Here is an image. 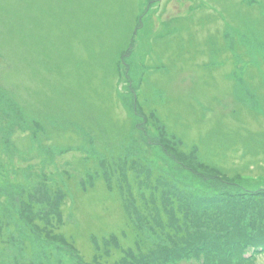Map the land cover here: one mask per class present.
<instances>
[{
    "label": "rangeland",
    "instance_id": "rangeland-1",
    "mask_svg": "<svg viewBox=\"0 0 264 264\" xmlns=\"http://www.w3.org/2000/svg\"><path fill=\"white\" fill-rule=\"evenodd\" d=\"M161 1L0 0V230L13 228L5 216L19 228L28 227L22 230L27 237L18 235L11 248H0V264L26 257L25 238L33 242L34 264H54V255L45 251V210L31 213L20 196L29 191L32 200H48L46 183L52 172L71 185L70 180L82 179L108 152V175L95 168V185L77 189L83 192L82 217L96 222L100 213L99 220L112 225L119 237L124 231L132 236L119 192L130 196L136 182L128 166L119 170L120 152L140 172L136 177L143 174L149 181L147 169L153 166L167 172L163 176L174 182L161 184L172 196L194 200L201 191L210 193L193 210L197 202L224 210L222 215L216 212L211 228L233 236L240 228L230 221L237 211L250 207V229L257 209L264 210V202L246 205L236 200L248 192H264V117L255 119L242 105L236 116L230 114L238 107L234 95L251 106L253 97L237 82L242 74L264 95V60L257 59L264 52V0ZM244 25L247 33L241 32ZM238 42L246 53L239 59L230 48ZM193 46L201 56L183 55ZM212 63L227 65L211 70ZM43 122L67 129L44 138ZM256 131L262 134L253 144L249 134ZM68 146L71 150L64 152ZM198 156L210 169L190 159ZM110 232L91 227L71 238L82 245L83 258L90 262L95 250L89 235ZM51 235V245L61 241ZM5 239L0 235V241ZM122 252L116 250L110 264ZM105 263L101 257L98 264ZM255 264H264V255Z\"/></svg>",
    "mask_w": 264,
    "mask_h": 264
},
{
    "label": "trees",
    "instance_id": "trees-1",
    "mask_svg": "<svg viewBox=\"0 0 264 264\" xmlns=\"http://www.w3.org/2000/svg\"><path fill=\"white\" fill-rule=\"evenodd\" d=\"M67 128H65V127H62V128H60V127H50L49 129L47 128L46 129V131H47V135H49L50 136V138L54 135V133L56 132V134L57 133H61L62 131H64V130H66ZM250 195V198H253V196H251V194H249ZM260 197L262 198V199H264V194L262 193L261 195H260ZM255 198H253L252 200H254ZM256 201V200H255ZM262 222H264L263 220H261ZM71 234H77L78 233V229L75 231V230H73V231H71L70 232ZM67 239L70 241V238L69 237H67ZM241 239H239V241H238V243H240V245L241 246H243V244H244V242H247L248 241V243H247V245L249 244V243H251L252 245H259V244H264V238L262 237V236H256L255 235V237H252V234H249L248 236H247V238H246V240H244V241H241ZM71 243L74 245V242L73 241H71ZM247 245L246 246H244V248H246L247 247ZM226 252V251H225ZM239 259H240V257H239ZM229 260H230V263L229 264H253L254 263V261H255V258L254 259H252L251 261H248V262H243V261H241L240 263H234V258L233 257H230L229 256ZM226 262V260H220L217 264H223V263H225ZM215 264V263H214Z\"/></svg>",
    "mask_w": 264,
    "mask_h": 264
}]
</instances>
